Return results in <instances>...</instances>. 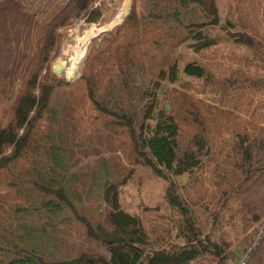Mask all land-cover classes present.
<instances>
[{
    "label": "rangeland",
    "instance_id": "1",
    "mask_svg": "<svg viewBox=\"0 0 264 264\" xmlns=\"http://www.w3.org/2000/svg\"><path fill=\"white\" fill-rule=\"evenodd\" d=\"M124 1L99 0L94 6L101 10L97 23L76 22L64 36L53 73L64 54L73 57L77 37L84 38L93 26L111 23ZM215 2L217 20L201 6L183 5L181 0H133L130 12L137 14L141 62L127 64L109 89L96 91L100 106L117 116L102 112L88 99L81 79L94 44L98 48L102 37L119 27L92 39L77 66L79 78L69 82L68 69L59 76L64 84L56 89L29 148L0 173V264H73L82 257L91 264L109 257L106 245L89 236L82 220L112 230L105 201V190L111 185L119 190L121 208L143 218L150 251L185 246L180 231L190 221L214 247L231 244L221 256L209 252L191 264H236L228 252L239 249L236 244L244 236L239 206L232 200L225 207L220 200L225 192L238 189L243 177L237 118L264 117V0ZM198 26H204L203 32L218 39L219 45L195 53L189 47L192 41H183ZM237 32L253 37L255 48L235 43L231 34ZM175 60L180 68L188 62L203 65L207 80L183 75L176 84L158 81L159 70ZM152 104L154 114L172 106L182 122L188 119L189 127L188 123L183 127L188 140L194 132L190 118L199 115L207 123L210 146L199 168L170 173L163 167L166 177L161 178L145 165L138 137L140 128L150 122ZM5 109L0 106V122L10 118V113L3 117ZM128 119L134 123L136 140L125 126ZM59 187L65 188L73 207L52 193ZM171 187L188 217L167 201ZM50 200L62 204L60 213L44 207ZM256 227L258 239L264 225Z\"/></svg>",
    "mask_w": 264,
    "mask_h": 264
},
{
    "label": "trees",
    "instance_id": "2",
    "mask_svg": "<svg viewBox=\"0 0 264 264\" xmlns=\"http://www.w3.org/2000/svg\"><path fill=\"white\" fill-rule=\"evenodd\" d=\"M98 1L0 0V106L6 107L3 117L10 113V118L0 122V173L20 160L29 148L32 135L49 111L56 89L64 84L62 78L52 70L64 36L78 21L89 24L98 22L101 10L94 7ZM181 3L197 4L208 10L216 20L218 18L215 0H181ZM136 16L134 11L130 12L117 32L102 37L98 48L95 43L85 63L86 74L81 81L86 83L87 97L109 115L117 116L100 106L96 91L109 89L127 64L137 65L141 62L137 57L141 54V42ZM198 27L199 30L190 32L192 38L188 36L183 41L191 40L189 47L195 53L200 54L219 45L218 39L203 32L204 26ZM231 35L238 45L255 48L256 40L247 33ZM179 65V61L175 60L161 68L157 74L158 81L176 84L183 75L207 80L208 73L203 65L197 62H188L182 68ZM159 83H156L157 88ZM170 107L154 114L156 105L152 104L147 116L150 122L140 128L138 137L145 165L161 178L166 177L163 167L170 173H176L180 168L188 172L199 168L201 157L210 146L208 125L199 115L190 118V127L194 128V132L188 140L184 123H188L189 127V120L182 122L180 113L175 107ZM248 109L245 108L244 112ZM237 121L240 130L237 139L243 155L240 164L243 177L241 180L235 179L239 183L238 189H235L237 194L235 191L225 192L220 202H224L223 206L226 207L233 200L239 206L244 236L236 244L239 249H235L242 253L252 249L248 264H264V233L256 238V226L264 225V117L252 121L237 118ZM125 126L136 140L133 121L126 120ZM173 188L167 192V201L184 217H188V210L174 194ZM51 191L65 205L73 207L64 187ZM105 201L109 206L111 231L102 226L93 227L90 222L82 220L89 236L106 245L110 255L98 261L93 260L91 264H191L209 252L221 256L231 245L214 247L209 238H202L200 228L188 221L186 228L180 231L185 246L174 251H150L149 234L143 218L130 215L121 208L116 186L106 188ZM61 205L50 200L44 207L57 214L63 209ZM228 257L236 262L233 252H228ZM87 262V258L82 257L73 264H89Z\"/></svg>",
    "mask_w": 264,
    "mask_h": 264
},
{
    "label": "bare ground",
    "instance_id": "3",
    "mask_svg": "<svg viewBox=\"0 0 264 264\" xmlns=\"http://www.w3.org/2000/svg\"><path fill=\"white\" fill-rule=\"evenodd\" d=\"M126 11V3L125 1L122 3L120 9L118 10V13L114 20L109 23L108 25L104 27H95L88 32L84 38L77 37L75 46L73 47L74 55L73 57L66 56V54L63 55V59L69 60V68L66 72V74L69 77H72L77 70V66L80 65L83 62V58L87 52V49L92 41L96 36H98L100 33L114 29L115 26L118 24L120 20H122L125 17ZM57 66V65H56Z\"/></svg>",
    "mask_w": 264,
    "mask_h": 264
},
{
    "label": "water",
    "instance_id": "4",
    "mask_svg": "<svg viewBox=\"0 0 264 264\" xmlns=\"http://www.w3.org/2000/svg\"><path fill=\"white\" fill-rule=\"evenodd\" d=\"M132 2L133 0H125V3H126V13H125V17L120 20L118 22V24L115 26V28H118L120 27L124 21H125V18L129 15L130 13V9H131V5H132ZM111 30H108V31H105V32H102L100 33L98 36L104 34V33H108L110 32ZM68 65H69V60L67 59H64L60 64H58L55 68H54V73L57 75V76H61L64 72H66V70L68 69ZM80 76L78 75V72L75 71L74 75L72 77L69 78V82H74L75 78H79ZM179 171V170H178ZM177 171V172H178ZM179 173V172H178Z\"/></svg>",
    "mask_w": 264,
    "mask_h": 264
},
{
    "label": "built area",
    "instance_id": "5",
    "mask_svg": "<svg viewBox=\"0 0 264 264\" xmlns=\"http://www.w3.org/2000/svg\"><path fill=\"white\" fill-rule=\"evenodd\" d=\"M251 250L252 249H250L246 252H243V253L241 251L236 250V249L232 250L233 254L236 257V264H248Z\"/></svg>",
    "mask_w": 264,
    "mask_h": 264
}]
</instances>
